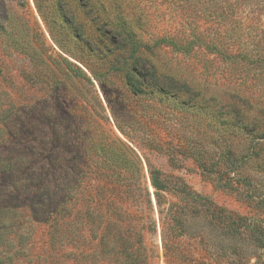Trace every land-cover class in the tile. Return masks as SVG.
Returning a JSON list of instances; mask_svg holds the SVG:
<instances>
[{"label":"rangeland","instance_id":"obj_1","mask_svg":"<svg viewBox=\"0 0 264 264\" xmlns=\"http://www.w3.org/2000/svg\"><path fill=\"white\" fill-rule=\"evenodd\" d=\"M202 23L194 0H0V264H262L173 219L264 231V69L178 49Z\"/></svg>","mask_w":264,"mask_h":264},{"label":"trees","instance_id":"obj_2","mask_svg":"<svg viewBox=\"0 0 264 264\" xmlns=\"http://www.w3.org/2000/svg\"><path fill=\"white\" fill-rule=\"evenodd\" d=\"M194 4L196 5L197 17L203 21L202 24L205 27L198 30L196 36L193 37L194 39L189 40L187 45L177 46L178 49L181 48L184 52H187L190 45L192 46L196 42L208 53L218 54L224 59L245 62L252 66L257 65L264 69V0H194ZM220 31L227 34V39L231 42L239 43L241 51L233 54L227 52L223 46L221 47L223 35L220 34ZM210 32H212V35L209 34ZM170 44L176 47L173 41H170ZM137 46H139V43L134 41V51L137 50ZM186 86L193 88L197 93L202 91V86L198 84ZM118 142L122 145L121 148L124 146L125 149L129 150L120 139H118ZM106 157L108 164L117 165L120 168L126 165L138 168L139 160L136 157L133 158V162L128 160L124 154L112 155L109 152ZM149 176L156 195L158 192L168 189L160 178L158 171H149ZM138 177L141 178L140 173ZM198 198L201 199V197ZM198 198L195 199L198 200ZM157 200H159L158 196ZM192 200L194 201V198ZM200 205L203 206V209L198 210L195 205L189 207L192 209L189 212L192 213L194 218L203 219L198 224L189 222L186 219L184 214L188 212V209L185 210L180 206L177 215L175 212L173 213V219H175L176 225L182 232L191 235L198 229L203 230L205 228L203 230L205 236L214 247L218 249L231 248L235 252H238V249L242 247L245 254L254 249L250 254L257 256L259 261L264 264V231L262 227L240 217L238 219L239 226H242L243 232L246 231L247 233L246 235L243 233L245 236L238 239L236 235L238 233L235 230H225L226 227L231 228V224L235 223L236 220L233 219L224 223L225 228L223 229V226L219 225V220H222L223 216L218 217L219 223L213 220L214 217H217V213L221 216L220 214L223 212L209 203L202 202Z\"/></svg>","mask_w":264,"mask_h":264}]
</instances>
